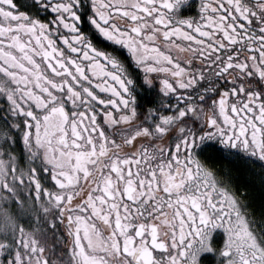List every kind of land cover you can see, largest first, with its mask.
<instances>
[{"label":"snow or ice","instance_id":"1","mask_svg":"<svg viewBox=\"0 0 264 264\" xmlns=\"http://www.w3.org/2000/svg\"><path fill=\"white\" fill-rule=\"evenodd\" d=\"M187 4L0 0V264H264V0Z\"/></svg>","mask_w":264,"mask_h":264},{"label":"flooded vegetation","instance_id":"2","mask_svg":"<svg viewBox=\"0 0 264 264\" xmlns=\"http://www.w3.org/2000/svg\"><path fill=\"white\" fill-rule=\"evenodd\" d=\"M17 2L21 5H26L30 3V0H17ZM198 0H188L187 5H181L180 12L183 15H194L197 12V9L195 7V3H197ZM214 163L219 166L222 170H231L233 174H236L237 169L236 166L233 164V162L225 159L215 158ZM244 179L243 176L237 177V183L242 182ZM257 195H259V191L257 188ZM223 233L222 230L216 229L214 230L213 237H212V243L216 245L217 247L222 242ZM201 261L204 262V264H213V261L215 259V256L213 253H203L200 257Z\"/></svg>","mask_w":264,"mask_h":264}]
</instances>
